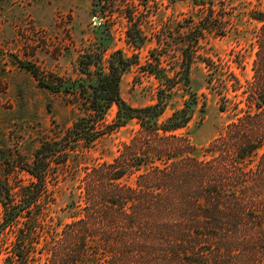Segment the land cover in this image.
Returning <instances> with one entry per match:
<instances>
[{
  "label": "trees",
  "instance_id": "trees-1",
  "mask_svg": "<svg viewBox=\"0 0 264 264\" xmlns=\"http://www.w3.org/2000/svg\"><path fill=\"white\" fill-rule=\"evenodd\" d=\"M254 19L264 20V14ZM135 39L138 45L140 35ZM257 45V111L228 123L199 158L188 137L177 134L191 118L188 105L162 119L172 85L158 90L155 104L131 107L121 98L120 80L133 63L121 51L113 52L106 66L97 64L95 55H84L86 62L80 63L86 79L79 88L67 89L81 98L85 117L59 142L35 152L26 170L35 182L22 188L19 205L11 204L9 187L0 183V237L22 216L26 219L14 231L6 264H264V35L257 37ZM186 64L181 74L185 85ZM28 69L37 77L36 70ZM149 73L165 79L164 84L173 80L161 76V70ZM61 89L52 82V92ZM112 106L115 119L102 128ZM130 122L138 126L136 135L118 157L111 163L87 162L80 146L91 149L107 129ZM51 159L53 172L59 168L64 175L68 168L73 180L84 160L83 174L60 209L71 219L66 224L54 216L57 186L52 216L49 201L33 212L47 194L46 162ZM131 175H136L133 185L120 182ZM40 244L44 260L37 263Z\"/></svg>",
  "mask_w": 264,
  "mask_h": 264
},
{
  "label": "rangeland",
  "instance_id": "rangeland-1",
  "mask_svg": "<svg viewBox=\"0 0 264 264\" xmlns=\"http://www.w3.org/2000/svg\"><path fill=\"white\" fill-rule=\"evenodd\" d=\"M257 14H264V0H0V183L9 187L11 204L19 205L22 188L35 182L26 172L35 152L59 142L85 117L81 98L69 90L86 79L80 63L86 62V54L106 66L110 55L121 51L133 63L120 80L121 98L131 107L155 104L158 90L172 85L162 119L188 105L191 118L177 134L188 137L194 155L201 157L228 123L243 112L257 111V37L264 35V20L254 19ZM187 62L185 85L181 74ZM155 69L173 80L159 81L149 73ZM52 82L62 89L52 92ZM115 115L112 106L102 128L112 124ZM137 129L134 122L107 129L91 149L80 146L79 151L88 155L89 164L111 163ZM261 153L251 157L250 166ZM53 160L46 162L47 194L33 212L49 201L52 216L57 186L54 216L66 224L71 219L60 209L71 198L74 180L83 174L84 160L74 180L68 168L64 175L59 168L53 172ZM135 176L120 182L133 185ZM25 220L22 216L13 230L1 235L0 264L11 257L14 231ZM40 248L35 251L37 263L44 260Z\"/></svg>",
  "mask_w": 264,
  "mask_h": 264
}]
</instances>
